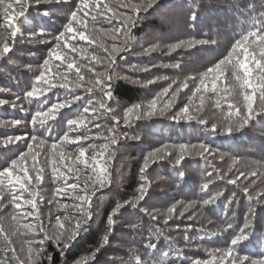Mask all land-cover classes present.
I'll return each instance as SVG.
<instances>
[{"label":"trees","instance_id":"16d2710c","mask_svg":"<svg viewBox=\"0 0 264 264\" xmlns=\"http://www.w3.org/2000/svg\"><path fill=\"white\" fill-rule=\"evenodd\" d=\"M8 2L0 3V48L5 42L11 48L0 56V100L7 102L0 105V122L5 125L0 127V171L27 153L30 143L32 151L39 153L37 167L44 171L39 182L35 180L36 173H31L33 195L11 186L0 188V264H193L207 260L233 264L241 256L248 257L250 264L251 260L264 257V113L240 131H212L213 125L223 128L229 104H238L243 110L231 65L224 68L217 81L220 91L204 93L199 111L194 110L199 99L192 96L207 70L228 55L236 40L250 32L264 35V0H148L146 11L139 14L134 25L129 24L130 31L122 27L119 19L109 22L106 16L110 13L89 11L87 28L98 42L89 44L75 39L71 43L102 57L104 63L96 64L90 56L81 58L77 53L69 55L85 65L81 72L86 80H94L96 77L87 72V66L107 75L113 45L127 47V51L115 56L111 97L99 88L93 92L86 88H54L46 96L30 101L25 99V93L34 87L44 59L55 45V37L64 30L79 0H28L25 15L13 21L18 29L15 38L10 35L12 29L3 13ZM104 2L118 12L135 15L120 4H144L146 0ZM78 16H83V11ZM117 28L121 30L114 40L109 32ZM255 39L249 37L250 50L255 48ZM196 40L206 43L168 51L173 44ZM146 49L155 50L146 53ZM59 63L53 61L52 65ZM60 71H67L66 65L62 64ZM69 75L75 79L74 70ZM185 83L188 87L171 97V92ZM169 85V98L174 102L168 110L140 120L133 118L130 125H124L127 108L146 106ZM101 101L107 112L100 108ZM57 102L68 106L60 109L54 120L43 125L31 123L35 112L47 110ZM90 102L97 108V119L88 128L73 131L70 121L90 116L83 113ZM185 104L193 106V119H171ZM254 107L259 110L258 100ZM114 118L120 121L116 128L118 142L111 145L106 138L111 135ZM12 120L21 124L7 126ZM67 134L91 137L85 146L95 143L97 150L99 145L109 144L110 181L102 189H89L95 192L93 212L79 234L72 241L65 236L57 243L56 218L71 212L61 206L72 204V200L58 192L65 187V178L53 175L48 156L51 144H60ZM33 135L37 136L36 141L32 140ZM17 136L24 139L2 143ZM180 144L189 145L190 154L175 165ZM200 145L211 150L206 159L199 154ZM192 146L196 151H192ZM64 147L76 150V145ZM157 150L161 155H171L161 159L154 155ZM145 157L150 158L142 180L140 169L145 166ZM31 166L29 157L28 167ZM75 182L74 176L67 179L68 184ZM142 183L147 192L137 202ZM80 184L83 186V177ZM14 195H22L24 200L34 198L35 213L26 215L32 209L22 202L17 208ZM205 200L213 202L205 205ZM131 203L137 204L133 207ZM170 207L175 209L171 214L167 211ZM25 224L34 225V230L29 231ZM242 231L247 239L234 246L232 257L225 258L232 240ZM64 243L69 245L63 248Z\"/></svg>","mask_w":264,"mask_h":264},{"label":"snow or ice","instance_id":"6c2138e0","mask_svg":"<svg viewBox=\"0 0 264 264\" xmlns=\"http://www.w3.org/2000/svg\"><path fill=\"white\" fill-rule=\"evenodd\" d=\"M2 3V0H0ZM15 5V8H14ZM148 5V0L144 4H132V3H121L120 7L125 9H130L135 15H128L124 12H118L115 7H111L104 0H79L78 7L75 11L71 12L70 19L65 25L64 30L55 37V45L49 50L48 58L44 59L42 71L35 78L36 83L34 87L25 93V99L30 101L34 99H39L40 97L46 96L52 89H68L75 90L79 88H86L88 92H93L95 88H99L103 94L107 97H111V80L113 78L112 73L114 65L116 63L115 56L120 51H127V47L117 48L113 45L112 52L109 54L108 62L106 67L109 69L107 75L102 72H97L95 68L91 65L87 66V72L92 73V76L96 79L89 77L87 80L85 75L81 72V69L85 65L77 63V60L69 55V53H77L81 58L91 57V60L96 64H103L104 59L98 57L95 54L89 53L87 48H80L71 41L78 39L80 41H86L89 44L97 43L96 36L89 32L87 28V17L89 11L96 12L98 14L110 13L106 16V19L110 22L114 19H119L122 23V27L127 31H130L129 24L134 25L137 22L139 14L146 11ZM28 0H10L3 7V13L5 21L9 28H11V37L15 38L17 36V31L13 25V21L24 16L26 10L28 9ZM18 9V10H16ZM83 11V16H78V13ZM92 19H96V15L92 16ZM121 29L117 28L115 31H110L112 39H116ZM96 30H93L95 32ZM255 36L253 44L255 48L250 50L249 37ZM127 43V42H126ZM206 41L196 40L176 43L170 46L169 52L175 51L177 48L184 46L192 47L194 44H204ZM101 46H103L101 44ZM258 49V53L256 51ZM67 50V51H64ZM155 49H146V53L154 51ZM11 51V48L7 42H5L0 48V56L6 55ZM107 52L108 49L105 48ZM53 61H59V64L52 65ZM66 65L67 71H60L61 65ZM227 65H231L232 75L235 77L237 84L239 86V95L242 97L243 110L238 104H229L228 112L225 117L224 126L218 129L216 125L212 126V131H221L224 134H231L233 132L240 131L244 126H246L250 120L254 119L257 115L264 113V35L259 33H248L241 39L235 41L232 46L231 51L228 55L220 60L214 67H210L207 70V74L201 78L200 84L196 87L192 96L198 97L199 105L195 107V111H199L205 100L204 93L213 92L218 93L220 90L217 87V81L220 80L223 75L224 68ZM75 71V79L70 78V73ZM209 83L211 87L209 88ZM90 85V86H89ZM172 85L165 88L162 93L158 94L156 98H153L147 105L137 104L127 108L123 113V123L124 125H130L132 119L140 120L146 117H151L157 114H163L168 110L173 99L169 98V90ZM188 85L182 84L175 91L171 92V97H175L182 88H187ZM227 92V89H224ZM257 100L259 101V110L256 105ZM7 103L5 100H0V105ZM220 101H217V107H219ZM68 106L63 102H57L53 104L47 110L37 111L33 114L31 123L33 125H43L55 119L58 111L64 107ZM12 107H16L15 104ZM100 108L104 109L105 112L108 111L105 108L103 101L100 103ZM193 111V106L191 104H185L174 116H171L173 120H192L193 116L190 112ZM83 113H90V116L82 115L79 119L70 121L71 128L73 131L79 130L81 128H88L89 125L93 124V121L97 119V108L93 106L92 102L89 103L88 107H85ZM120 121L114 118V126L111 130V135L106 139L110 141L111 145L117 144V134L116 128L119 126ZM204 123V121H200ZM21 124L19 120H12L8 122L7 126H17ZM3 122H0V127H4ZM99 127V125H94ZM24 139L23 137L17 136L14 138H8L2 143L8 145L11 143H16ZM91 137L87 135H75L69 136L68 134L62 138L60 144L52 143L51 151L48 156V163L51 166V171L54 176L65 178V187L58 189V192L62 196L70 197L72 204L62 205V208H70L71 212L66 213L63 218L57 216L56 226L59 230L56 235L57 243H61V238L66 236L67 240L72 241L78 234L83 225L91 219L93 212V196L95 192H90V188L102 189L110 181V173L108 168V160L111 159V154L109 153V144L104 143L99 145V150H97V145L95 143H88L85 146L86 141H89ZM32 140L36 141L37 136L33 135ZM65 145H76L75 152L65 149ZM33 145L28 144L29 151L27 153H22L19 159H14L8 167H5L0 171V188H7L11 186L13 190L19 189L22 191L29 192L33 195L30 185H32V172L36 173L35 180L37 182L43 179L42 173L43 168L37 167V157L39 153H34L32 151ZM192 151H196V147L192 146ZM210 149L204 145L199 146V154L202 158L206 159V154L210 153ZM90 153V155H89ZM107 154V155H106ZM189 145L180 144L178 146V154L175 159V165H179L185 159L186 155H189ZM161 159L164 155H171V153L160 154ZM31 157L32 166L28 167V158ZM150 157H145V166L140 169L141 179H144V173L148 167L147 161ZM23 161V163H21ZM241 175H244L241 173ZM256 175V173H252ZM72 176L75 177L76 182L68 184L67 179ZM83 177V186L80 184V180ZM239 179V177H237ZM231 184L236 183V180H229ZM207 187V184L204 185ZM245 193H248V189H244ZM147 192V188L142 183L139 188L140 195L136 198L137 202L142 200ZM251 199V196H249ZM264 198V197H262ZM215 198H213L214 200ZM213 200H205L203 203L209 204ZM13 202L17 208L21 207V202L32 209L31 212H27L26 215H33L36 210V204L33 199L22 198V195H14ZM137 203H131V206L135 207ZM174 207L168 208V213L174 212ZM183 215V213H181ZM156 219V217H153ZM75 220V224L72 221ZM111 223V219L109 220ZM29 231L34 230V225H24ZM228 228L231 225L227 226ZM43 230V229H41ZM247 239V236L242 231L237 235L231 242V247L224 253L225 258L233 256L234 246ZM69 244L64 243L63 248H66ZM62 248V249H63ZM249 258L246 256L239 257L238 260H234L233 264H248ZM193 264H213V260L207 261H194ZM218 264V262H217ZM250 264H264V257L258 260H251Z\"/></svg>","mask_w":264,"mask_h":264}]
</instances>
